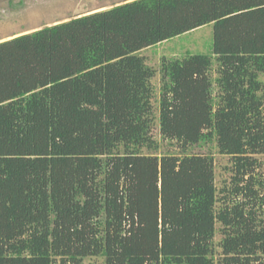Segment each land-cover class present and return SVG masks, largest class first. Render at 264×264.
Wrapping results in <instances>:
<instances>
[{"label":"trees","instance_id":"trees-1","mask_svg":"<svg viewBox=\"0 0 264 264\" xmlns=\"http://www.w3.org/2000/svg\"><path fill=\"white\" fill-rule=\"evenodd\" d=\"M206 25L212 56L141 55ZM263 76L264 0H133L0 42V264H264ZM154 126L180 155L144 153ZM212 143L220 186L187 153Z\"/></svg>","mask_w":264,"mask_h":264},{"label":"rangeland","instance_id":"rangeland-1","mask_svg":"<svg viewBox=\"0 0 264 264\" xmlns=\"http://www.w3.org/2000/svg\"><path fill=\"white\" fill-rule=\"evenodd\" d=\"M130 1L133 0H0V42L34 32L45 26L106 10ZM212 30V25H206L146 49L141 52V55L145 57L146 63L156 70H158L162 56L180 59L187 54L212 56ZM215 68L214 66L210 72L211 77L216 76ZM262 78L264 80V76ZM151 84L154 88L152 102L156 112L161 87L159 74L151 80ZM151 135L160 147L156 152L144 149V153L157 155L181 154V150L175 142L169 143L162 139L157 126L152 128ZM187 153L191 155H212L217 186L229 179L230 173L226 171V168L230 167L231 158L218 154L213 143L191 147ZM257 158L262 164L257 173L264 176V155H258ZM218 227L219 225H217ZM221 238L222 236L216 233L214 242L217 244ZM216 249L220 252L219 248L216 247Z\"/></svg>","mask_w":264,"mask_h":264}]
</instances>
